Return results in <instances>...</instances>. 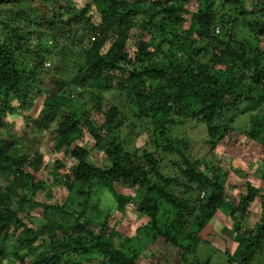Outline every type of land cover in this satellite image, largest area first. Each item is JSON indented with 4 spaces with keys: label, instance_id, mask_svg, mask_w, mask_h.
Returning a JSON list of instances; mask_svg holds the SVG:
<instances>
[{
    "label": "trees",
    "instance_id": "16d2710c",
    "mask_svg": "<svg viewBox=\"0 0 264 264\" xmlns=\"http://www.w3.org/2000/svg\"><path fill=\"white\" fill-rule=\"evenodd\" d=\"M250 1L0 0V264H163L167 246L176 264H204L202 234L220 214L237 245L227 263L264 264V155L262 189L246 170L230 192L212 162L243 137L264 149V0ZM241 107L258 111L231 138ZM190 122L210 157L175 135ZM136 132L148 140L127 149ZM48 144L52 185L37 180ZM257 200L261 218L246 227ZM116 212L143 219L134 238L109 226Z\"/></svg>",
    "mask_w": 264,
    "mask_h": 264
},
{
    "label": "rangeland",
    "instance_id": "374dc122",
    "mask_svg": "<svg viewBox=\"0 0 264 264\" xmlns=\"http://www.w3.org/2000/svg\"><path fill=\"white\" fill-rule=\"evenodd\" d=\"M247 7L252 9V6L250 5V0H246ZM237 33L239 35V38H243L242 36V28H237ZM264 47V45H263ZM80 50L77 49L76 52H70L67 54L68 60L70 61V73L74 74L73 71V64L75 62H80ZM88 98V96H87ZM111 100V99H110ZM111 104V102L109 103ZM255 109V108H254ZM253 107H241L237 111H232L228 115V120L232 122V125L234 127V132L230 136L231 138H236L237 136H247V133L250 129V120L254 113H257V109L254 111ZM8 121L14 123L12 132H18L23 126L22 120L20 118L16 119L15 117H8ZM13 132V133H14ZM175 135L178 138H184L186 141L190 144V148L192 151V155L194 158L197 159H204L205 157H210V147L208 144H206V138H205V128L202 124H198L195 122H190L188 125H185L184 127L177 128L175 131ZM137 132L133 135V137L130 138L129 144H127V149H133V150H141L143 146L145 145V142L148 140V137L146 134H143V136H137ZM124 136V134H123ZM44 137L43 134H35L31 135L30 138H32L35 143L37 141H41ZM89 136L87 135L86 139H88ZM45 142V139H44ZM239 142V140H238ZM89 145L90 142H88ZM93 144V142H92ZM232 144V143H231ZM260 143H255L252 140L248 139L247 137H243L241 139L240 145L238 150H235V148L232 145H226L228 146L226 154L222 152H217L213 155L214 164L220 165L219 171L228 172L229 178H228V189L230 192L234 191V185L241 184V176L243 175L246 170L251 174L252 180L254 183L259 186L262 189V182H261V174L260 172H257V168L260 166V162L262 160V157L264 155V149L260 146ZM50 144L47 145V147L44 149V152L46 153V162H45V171L37 173V180L44 179L47 181L49 185L53 184L52 174L55 163V158L58 157L55 153H51V150L49 149ZM97 157H99V163H103L102 158L104 157V154L101 152V154H96ZM177 157L174 156H168L166 159V162H163V173L167 175H171L174 173L171 171L173 169L172 166H167L168 160L177 161ZM71 166V161L68 164ZM215 166V165H214ZM235 167V169H234ZM175 171V170H174ZM222 179V178H221ZM118 191H123V193L126 194H132L131 188H125L122 187L118 188ZM59 190L56 189V193H58ZM54 194V193H53ZM54 197V196H53ZM44 201H49L50 204H57L61 203L63 201V196H56L55 199H50L48 197H41ZM236 202V197L233 200ZM260 201L257 200L254 205L251 208V216L247 217L243 221V225L248 226L249 228L253 227L257 222H259L261 216H260ZM143 222V219H139L137 216L131 214L130 212H126L125 215H122L118 212H116L113 217L110 220L109 226L112 227L116 225L119 232L123 234L125 237L134 238L136 234V230L139 227V225ZM232 222L224 215L220 214L219 219L215 220L213 222L212 226H208L207 229L204 230L202 234V244L199 247L198 250V256L199 261L202 263L207 264H228L227 263V257L225 255V251L229 250L233 252L236 248V244L233 241V231L231 230ZM141 236L138 235L136 237L137 240H139ZM146 243L143 242L139 244L138 247L144 246ZM177 249H175L172 246L164 247L163 253L167 255L169 258L168 261H164L163 264H176L175 259V253ZM171 260V261H170ZM142 263H144V259L141 260ZM89 263V262H88ZM87 263V264H88ZM189 264H196L194 261H190Z\"/></svg>",
    "mask_w": 264,
    "mask_h": 264
},
{
    "label": "built area",
    "instance_id": "2783aa9c",
    "mask_svg": "<svg viewBox=\"0 0 264 264\" xmlns=\"http://www.w3.org/2000/svg\"><path fill=\"white\" fill-rule=\"evenodd\" d=\"M216 32H217V33H219V32H220V30H219V29H217V30H216Z\"/></svg>",
    "mask_w": 264,
    "mask_h": 264
}]
</instances>
